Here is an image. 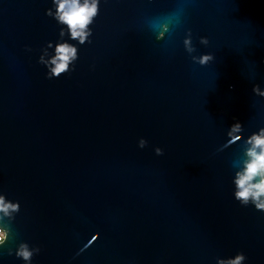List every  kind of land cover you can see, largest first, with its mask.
<instances>
[{"label":"water","instance_id":"1","mask_svg":"<svg viewBox=\"0 0 264 264\" xmlns=\"http://www.w3.org/2000/svg\"><path fill=\"white\" fill-rule=\"evenodd\" d=\"M54 11L0 0V196L19 205L0 264L21 245L27 264H264V212L232 198L264 128V0H99L83 44ZM63 43L76 59L46 79Z\"/></svg>","mask_w":264,"mask_h":264},{"label":"clouds","instance_id":"2","mask_svg":"<svg viewBox=\"0 0 264 264\" xmlns=\"http://www.w3.org/2000/svg\"><path fill=\"white\" fill-rule=\"evenodd\" d=\"M55 5L54 12H46L52 18L67 29L69 38L83 44L90 35L89 25L93 22L98 13L99 0H53ZM63 34V32L61 33ZM187 43V42H186ZM76 49L67 43L57 44L53 50V56L45 65V78L56 79L62 74L70 71L69 64L76 59ZM212 59L210 55L203 56L199 63L206 64ZM42 62V61H40ZM253 95L264 97V92L259 91L258 85L252 87ZM242 126L239 122H234L228 128L227 138L240 140ZM141 139L138 147L144 146ZM157 156L163 155L160 148L155 149ZM244 159L238 163V171L234 173L232 179L233 191L232 198L241 207L251 205L254 210L264 212V128L258 129L245 140ZM18 204L5 202L0 196V213L7 215L10 211L18 210ZM6 240V233L0 231V246ZM39 251L38 249L36 250ZM17 258L24 260L27 264L31 260L32 252L26 245H21L17 250ZM245 256L238 253L232 260L225 264H244Z\"/></svg>","mask_w":264,"mask_h":264},{"label":"built area","instance_id":"3","mask_svg":"<svg viewBox=\"0 0 264 264\" xmlns=\"http://www.w3.org/2000/svg\"><path fill=\"white\" fill-rule=\"evenodd\" d=\"M0 231H3V232H5V231H4L3 229H1V228H0Z\"/></svg>","mask_w":264,"mask_h":264}]
</instances>
